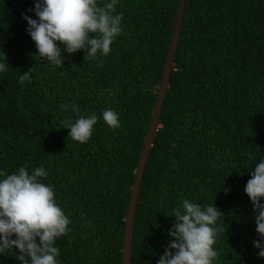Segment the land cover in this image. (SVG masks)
I'll return each instance as SVG.
<instances>
[{"label":"trees","instance_id":"1","mask_svg":"<svg viewBox=\"0 0 264 264\" xmlns=\"http://www.w3.org/2000/svg\"><path fill=\"white\" fill-rule=\"evenodd\" d=\"M179 0H119L122 33L106 57L62 52L41 65L21 17L33 0H0V169L43 165L44 183L69 216L59 264H122L124 217L172 36ZM35 18L34 13H27ZM103 61L102 63L100 61ZM36 66L30 81L20 73ZM98 119L84 144L68 137L60 105ZM264 156V0H186L175 64L137 198L131 264H156L173 207L214 203L225 234L216 264H264L257 256L249 171ZM227 189V194H225ZM2 264H19L12 256Z\"/></svg>","mask_w":264,"mask_h":264},{"label":"clouds","instance_id":"2","mask_svg":"<svg viewBox=\"0 0 264 264\" xmlns=\"http://www.w3.org/2000/svg\"><path fill=\"white\" fill-rule=\"evenodd\" d=\"M118 4L119 0H33L21 17L39 64L62 68L66 59L62 52L82 50L84 58L92 60L108 56L122 33L123 14L117 12ZM8 69L6 55L0 52V73ZM35 72L36 66L20 73L18 83L30 81ZM60 107L76 114L75 118L65 116L61 123L68 129V137L80 144L90 140L98 119L110 129L121 126L119 113L111 108L98 117L95 112L81 115L75 103ZM254 165L244 192L252 205L258 235L253 247L264 258V156ZM47 176L43 165L31 171L21 166L13 173L0 169V257L12 256L19 264H59L56 241L70 231L71 220L55 198L54 186L43 182ZM221 215L214 203L203 205L183 198L167 215L173 220L156 264H216L214 245L219 234H225Z\"/></svg>","mask_w":264,"mask_h":264},{"label":"water","instance_id":"3","mask_svg":"<svg viewBox=\"0 0 264 264\" xmlns=\"http://www.w3.org/2000/svg\"><path fill=\"white\" fill-rule=\"evenodd\" d=\"M186 0H179L177 5V12L173 26L172 36L169 43L168 52L166 55L161 81L158 85V91L154 107L151 112V121L149 123L139 160L136 166L135 175L132 182L130 198L124 217V234H123V247H122V264H131V245L133 234V222L136 211L137 198L140 191L143 172L147 163V158L151 147L154 145L155 135L159 127L161 109L165 97L166 90L169 85V78L171 71L175 64V54L179 42V36L182 26L184 8Z\"/></svg>","mask_w":264,"mask_h":264}]
</instances>
